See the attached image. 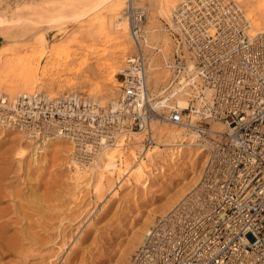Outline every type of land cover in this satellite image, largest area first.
I'll list each match as a JSON object with an SVG mask.
<instances>
[{
    "label": "built area",
    "instance_id": "2783aa9c",
    "mask_svg": "<svg viewBox=\"0 0 264 264\" xmlns=\"http://www.w3.org/2000/svg\"><path fill=\"white\" fill-rule=\"evenodd\" d=\"M125 15L136 52L120 72L119 98L104 108L77 91H35L34 140L67 141L85 170L119 133L144 134L142 156L152 122L193 131L207 157L199 181L156 217L127 264H264V30L251 32L232 0H179L165 20L173 51L158 94L148 86L144 47H157L147 45L146 10L131 4ZM215 122L223 129L213 131Z\"/></svg>",
    "mask_w": 264,
    "mask_h": 264
},
{
    "label": "rangeland",
    "instance_id": "374dc122",
    "mask_svg": "<svg viewBox=\"0 0 264 264\" xmlns=\"http://www.w3.org/2000/svg\"><path fill=\"white\" fill-rule=\"evenodd\" d=\"M5 1L0 0V6H3ZM8 1L16 6L18 14H31L32 8L29 0ZM155 2L156 0H123L121 9H119L124 16L131 4L143 6L146 10L143 29L147 45L157 47V49L144 47L149 53L148 86L153 93L162 88V84L168 79L169 74L165 71L163 62L172 55L173 51L172 39L165 28V20H168L172 10L168 18L157 15L154 19H149ZM237 4L242 9L247 7L244 1H238ZM88 19L89 15L86 13L81 19H68L66 22L61 20L59 23L63 22L61 25L64 26L61 33L56 29L58 26H54L56 22L53 24L55 28L53 30H50L47 24L36 30L38 33L46 32L48 37L56 39H64V37L68 39L73 32H78V34L74 43L67 47L70 61L64 68L66 70H51L52 66H57L59 63L62 65L63 59L53 57L49 61L47 58L41 59L42 65L44 64L45 68L49 69L48 72L50 70L53 72L50 76L56 78L55 81L40 79L35 86V91H46L54 96L77 91L91 97L95 103L105 108L112 100L109 93V88L113 87L112 83L108 82L106 88L97 93H89L95 84L102 82L104 74L108 71L101 61L120 54L118 47L125 46L126 51L121 57V63L124 65L126 57L135 53L136 47L130 34L122 44L114 43V39L106 42L105 37H100L92 44L90 34H85L80 28L83 25L87 26ZM12 20L15 24L17 23L18 27L23 23L21 18L15 17ZM80 23L82 25L78 26ZM261 27L264 28V24H261ZM96 30L98 28L94 31ZM82 33L83 35H80ZM10 41L5 39L8 46L11 44ZM90 45L94 47L95 52L87 49ZM29 52L28 47L20 48V54ZM80 67H82L80 73H75V69ZM116 77L118 80L114 99H118L121 94L120 72L116 73ZM74 80L77 81L75 85L66 86L65 83ZM51 81H54V84L50 83ZM56 82L62 86L55 84ZM6 94L0 91V96ZM155 124L178 128V126L167 123L155 122ZM0 131V210L3 213L0 233V264H127L136 249L131 243L133 233L145 227L149 228L157 216L166 213L175 205L176 197L165 200L164 197L167 194L164 193H176V190L183 185L182 179H186L192 169L189 164L181 161L172 168L161 163L162 171L158 164L150 165V174L146 172L148 176H152L148 185L153 186L132 189L129 185L132 178L129 175H122L126 169L124 159L132 149L134 152L131 159L132 162L136 161L142 150L141 140L145 135L141 132L123 134L120 141L124 146L121 147L120 155L118 153L114 155L116 166L109 170L113 174V184L118 187L115 193L107 194L108 190H106L101 198H96L93 196L91 187L78 186L76 188L74 180L69 179V174L72 173L74 167L70 156V144L67 141L57 140L69 147L66 148L64 145L67 151L64 153L60 151L53 156L51 155L53 144H49L47 151L42 153L45 155V160L42 158V162L36 164L32 160V152L22 159L15 157L21 145L18 143L21 135L19 131L14 132L13 129ZM187 131L190 132V130ZM188 136L189 134L184 135V137ZM28 144L23 142L22 147L27 148ZM153 145L154 143L151 147ZM139 161L135 162V165ZM199 168L201 173L202 167H199L198 163L195 169ZM153 172L157 173L153 174ZM87 175L89 173L85 172L86 177ZM152 210L157 213L152 215ZM148 221L150 222L147 223ZM122 231L128 233L129 236L119 241Z\"/></svg>",
    "mask_w": 264,
    "mask_h": 264
},
{
    "label": "bare ground",
    "instance_id": "6f19581e",
    "mask_svg": "<svg viewBox=\"0 0 264 264\" xmlns=\"http://www.w3.org/2000/svg\"><path fill=\"white\" fill-rule=\"evenodd\" d=\"M18 1L19 0H15L14 2ZM29 1L32 8L30 15L18 14L19 11H17L16 6H13L11 4L12 2L10 3L8 0L5 1L3 6H0V53H2V55H0V64L2 65V68L0 69V91L7 93L6 95L0 96V99H5L0 102V130L13 129L14 132L19 131L21 135L18 143L21 145L20 147L16 145L19 148L15 153V157L22 159L26 155H29V152H32V160L38 164L39 162H42V158L45 160V155H42V153L47 151L49 144H53L51 148L52 156L59 153L60 151L61 153L66 152L68 145H65L64 143L66 147L64 148V145H62L63 143L57 140L51 141L49 138H43L41 142L34 140V128L30 121L32 113L30 102L32 95L34 94L35 86L40 82V79H53L55 81L56 77H51V73H53L51 72L52 69L66 70L64 68L70 61V55L67 51V47L74 43V39H77L76 36L78 32L71 33L68 39H65V37L64 39H56L55 37H48L46 32L38 33L36 30L40 29L39 27L47 24L50 30L55 29L54 26H58L56 29L59 31V33H61L64 29V26L61 25L63 22H66L68 19H81L83 15L87 13L89 15L88 24L87 26L83 25V27L80 28H82V32L85 34H90L92 44L100 37H105L106 42L110 39H114V43L122 44L130 34V24L126 15L124 16V14L119 12L123 0ZM232 1H236V3L238 1H244V3H246L247 7L245 9H242L240 6L243 12L242 20L244 24L249 25L251 32H259L264 30V28L261 27V24H264V0ZM176 3V0H156L154 3V9L149 15V19H154L157 17V15L168 18L170 15V10L174 9ZM9 17L10 19H8ZM15 17H17V19H22L23 23L21 26L18 27L16 26L17 23L15 24L12 22V19H15ZM61 20L63 22L59 23ZM55 22L56 24H54ZM81 25L82 24L80 23L78 26ZM95 28H98V30L94 31ZM80 35H83V33ZM5 39L11 40V44H9L10 46H8V42L5 43ZM24 47H28L30 52L20 54V48ZM103 48L100 49L105 50ZM87 49L89 51H94V47L91 45L90 47H87ZM117 50L120 52V54H117L114 57L112 56L111 59L101 61L108 71L104 74V78L102 77V82L99 81L101 83L95 84L91 90H89L90 94H94L102 89H105L108 82L112 83L113 87L109 88L112 103H115L117 100L114 99V95L116 93V82L118 80L116 73L121 72L124 68V65L121 63V57L122 54L125 53L126 48L125 46H121L118 47ZM52 57L55 59H63V66L59 63L57 66H52L50 72H48L49 69L45 68L44 64L42 65L41 59L47 58V61H49ZM82 67L75 69V73H80ZM54 81H51L50 83H53ZM76 83L77 81L74 80L65 84L66 86H72ZM55 84H57V82ZM58 87L59 86H57V88ZM63 87L65 86L63 85ZM161 89L162 88L157 89V92L160 91L158 94L163 92ZM172 91L170 92V98L176 97V94ZM49 95L54 96L52 94ZM176 98L182 106L185 105V99L183 95L177 96ZM153 103L157 104L158 100L154 101ZM151 127L154 145L152 147L148 146L145 148V150H143V155L139 156L135 161L137 162L140 160L137 165H135V162H132L131 155L134 151L131 149L125 156L124 162L126 169L123 171L122 175H129L132 178V181L129 184L131 185L132 189L138 187L143 188L153 186L148 185L150 181L149 179L152 177L148 176L147 173L149 172L150 174L151 172L150 165L158 164L160 170L162 171V165H160L161 163H165L168 168H172L180 161L189 164L192 167L190 174L186 179H182L183 185H179L180 187L176 190L177 192L164 193L167 194L165 195L166 197H164L165 200H168L171 197L174 198L175 196V199H177L175 202L176 204L181 198L189 193L199 181L200 168H195L198 163L199 167H203L206 163L207 157H205L202 144H200V142L195 139L196 135L193 131L188 132L185 127L172 128L166 127L163 124L157 126L155 122H152ZM222 129L223 125L221 123L215 122L212 124L213 131H219ZM132 133L136 134L140 133V131H131L130 134ZM186 134H189V136L184 137ZM122 135L123 133H119L115 139V142L112 145H108L104 149V151L100 154L98 162L95 166L83 170V168L80 167L78 163H74L75 161H73L72 164L74 171L72 170V173L70 172L71 174H69V179L74 180L76 188L78 186L91 187L93 196L96 198H101L106 190H108L107 194L115 193L118 185L113 184V174L112 171L109 170L116 166L114 155L117 153L119 154L121 152V147L124 146V144L120 141ZM23 142L29 143L27 148L22 147ZM68 171H70V169ZM85 172L89 173L87 177L85 176ZM155 173L157 172H153V174ZM154 213H157V211L152 210V215ZM2 215L3 213H1L0 210V233L1 225L3 224ZM149 222L150 221L147 223ZM149 229L150 227H145L138 231L136 230L134 233L132 232V245L137 248L142 243L145 235L149 232ZM121 235L122 237L119 238V241L125 240V238L129 236L128 233L125 232H123ZM130 251H132V249Z\"/></svg>",
    "mask_w": 264,
    "mask_h": 264
}]
</instances>
